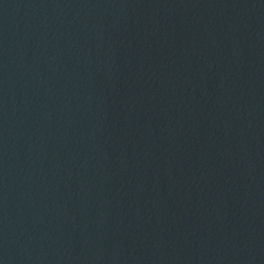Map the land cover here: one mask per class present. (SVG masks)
I'll return each instance as SVG.
<instances>
[{"label":"water","instance_id":"1","mask_svg":"<svg viewBox=\"0 0 264 264\" xmlns=\"http://www.w3.org/2000/svg\"><path fill=\"white\" fill-rule=\"evenodd\" d=\"M0 264H264V0H0Z\"/></svg>","mask_w":264,"mask_h":264}]
</instances>
